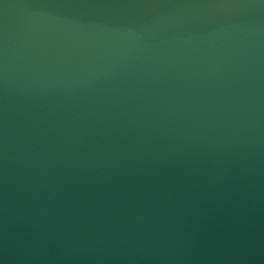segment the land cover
I'll use <instances>...</instances> for the list:
<instances>
[{
    "label": "water",
    "instance_id": "obj_1",
    "mask_svg": "<svg viewBox=\"0 0 264 264\" xmlns=\"http://www.w3.org/2000/svg\"><path fill=\"white\" fill-rule=\"evenodd\" d=\"M0 264H264V0H0Z\"/></svg>",
    "mask_w": 264,
    "mask_h": 264
}]
</instances>
